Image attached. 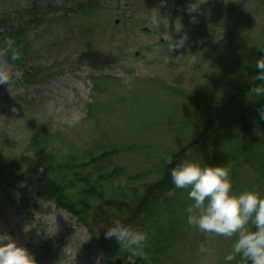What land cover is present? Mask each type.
Here are the masks:
<instances>
[{
    "label": "rangeland",
    "instance_id": "1",
    "mask_svg": "<svg viewBox=\"0 0 264 264\" xmlns=\"http://www.w3.org/2000/svg\"><path fill=\"white\" fill-rule=\"evenodd\" d=\"M263 1L95 0V14L87 21L91 28L87 42L77 33L70 35L76 26L73 21L67 28H53L44 35L29 28L26 44L37 55L25 66L41 73L35 84L22 83V72L6 63L0 47V70L11 73L9 82L0 84L1 165L12 166L13 158L28 150L33 131L44 126L50 135L49 146L58 157L66 148L81 154L100 139L117 149L115 166L123 173L119 187L130 190L152 183L159 169L171 162V155L199 136L208 107L232 90L215 77L218 66L231 61L230 52L239 50L237 39L230 34L232 27L245 43L264 44ZM82 3L0 0V20L7 17L13 25H21L27 19L21 21L18 15L32 4L43 10L47 4L67 10ZM155 15L161 17L159 27L152 23ZM164 33L173 43L184 35L188 39L183 47L171 49L163 40ZM230 75L231 79L238 76ZM125 76L129 83L124 82ZM247 102H252L250 95ZM88 105L95 106L90 117ZM230 112L222 116L218 142L224 158L231 159L233 190L237 194L251 189L260 192L264 133L243 158ZM185 157L183 161L204 165L189 148ZM0 197L4 209L17 217L0 223V236L27 248L36 264H107L87 229L68 214L52 205L28 201L21 189L1 180ZM191 203L184 189L174 188L162 198L157 226L149 232L143 256L152 258L154 264H237L238 256L225 260L237 237L206 235L188 225L186 208ZM96 217L91 229L111 245L116 240L105 238V232L113 220L101 209ZM47 219L63 221L64 230H58V223L45 224ZM132 227L144 231L142 226ZM248 227L251 230V224ZM201 243L209 249L206 254L199 251Z\"/></svg>",
    "mask_w": 264,
    "mask_h": 264
},
{
    "label": "trees",
    "instance_id": "2",
    "mask_svg": "<svg viewBox=\"0 0 264 264\" xmlns=\"http://www.w3.org/2000/svg\"><path fill=\"white\" fill-rule=\"evenodd\" d=\"M84 1L85 3L67 10L55 8L53 4H47L43 10L39 5L32 4L30 9L18 15L21 21L27 19L21 25H13L7 17L0 20V47L4 52L3 58L8 65L23 72L24 85L35 84V80L41 76L39 71L29 70L25 66L28 59L37 55L26 44V30L31 28L44 35L53 28H67L73 21L76 26L74 25V32H70V35L73 37L77 33L87 42L91 38V28L87 21L91 14H95L97 2ZM231 33L233 39H237L239 43V50L230 52L233 54L231 61L218 66L215 77L221 85L232 90L217 97L208 107L199 136L189 147L172 154L171 162L159 169V176L152 183H144L130 190L119 187L121 181H117L122 178L123 173L121 167L115 166L114 156L118 154L117 149L113 145L108 146L107 143L100 142V139L90 144L81 154H73L66 148L65 152L60 151L58 157L49 146L50 135L44 126L33 131L28 150L14 157L12 166L6 167L0 163V179L21 187L30 197L42 203H52L57 209L70 214L83 224L104 250L107 264H154L152 258L148 260L143 255H137L135 251L120 250L116 241L107 245L99 240L91 229L92 222L95 223L96 211L101 209L112 220L120 219L129 221L130 226H142L149 236V232L157 226L155 220L162 198L175 188L170 171L186 158L185 152L188 148L201 157L204 165H222L229 168L231 159L227 161V158H224L218 142L219 125L226 112L231 111L235 117L242 157L246 159V153L254 149L258 136L264 133V119H261L258 113L264 102L261 98L254 97L249 90L255 85L264 84L256 79L258 70L255 68L256 60L264 56L260 51L264 44L257 47L245 43L235 27H232ZM11 49L20 53L18 60L11 59ZM234 72L238 76L231 79L230 74ZM232 80L236 82L233 84L230 82ZM249 95L252 98L250 103L247 102ZM94 107H86L87 117L91 116ZM51 136L55 134L52 133ZM259 171L264 178V164L259 167ZM262 187L260 191L261 195H264V183ZM129 258H133L132 263L128 262ZM237 264H244L239 256Z\"/></svg>",
    "mask_w": 264,
    "mask_h": 264
},
{
    "label": "clouds",
    "instance_id": "3",
    "mask_svg": "<svg viewBox=\"0 0 264 264\" xmlns=\"http://www.w3.org/2000/svg\"><path fill=\"white\" fill-rule=\"evenodd\" d=\"M160 19L155 15L152 23L159 27ZM187 39L184 35L173 43L168 33L163 34V40L171 45V49L183 47ZM260 51L264 53V48ZM19 57L20 53L11 49V59L15 61ZM255 68L258 70L256 79L264 82V56L256 60ZM10 75L9 71L0 70V84H7ZM124 82L129 83L127 76ZM249 92L254 97L264 98V84L251 87ZM258 113L264 119V105ZM170 175L175 188L187 190L188 199L192 201L186 208L188 225L206 235L237 237L226 261L239 256L244 264H264V195L256 189L235 193L230 169L222 165L209 166L186 160L172 168ZM249 224L253 230L249 229ZM105 238H114L122 251L132 250L143 255L148 234L115 219L107 228ZM0 241V264H36L29 250L10 237L0 236ZM199 251L206 254L209 249L201 243Z\"/></svg>",
    "mask_w": 264,
    "mask_h": 264
},
{
    "label": "bare ground",
    "instance_id": "4",
    "mask_svg": "<svg viewBox=\"0 0 264 264\" xmlns=\"http://www.w3.org/2000/svg\"><path fill=\"white\" fill-rule=\"evenodd\" d=\"M1 196H3V194H1ZM16 220H17V217L15 216V214L7 212V210L4 209L0 201V223H8V221H16ZM44 223L47 225L58 223L59 231L64 230V227H65V223L63 221H59L58 219H49V220L47 219Z\"/></svg>",
    "mask_w": 264,
    "mask_h": 264
}]
</instances>
